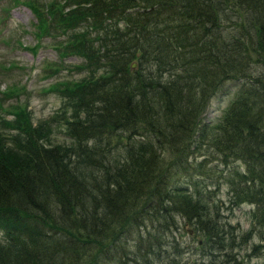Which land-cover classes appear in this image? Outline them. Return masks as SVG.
<instances>
[{"label": "trees", "instance_id": "16d2710c", "mask_svg": "<svg viewBox=\"0 0 264 264\" xmlns=\"http://www.w3.org/2000/svg\"><path fill=\"white\" fill-rule=\"evenodd\" d=\"M18 5L60 60L46 75L74 57L84 76L48 85L62 108L35 122L25 87L2 92L16 103L0 118V264H180L178 218L201 242L185 264H242L226 250L252 236L264 257V0H8L0 24ZM217 165L228 210L251 208L239 238L199 189Z\"/></svg>", "mask_w": 264, "mask_h": 264}, {"label": "rangeland", "instance_id": "374dc122", "mask_svg": "<svg viewBox=\"0 0 264 264\" xmlns=\"http://www.w3.org/2000/svg\"><path fill=\"white\" fill-rule=\"evenodd\" d=\"M7 2L8 0H2L0 8L6 6ZM11 8L12 10L8 11L4 21L0 24V63L7 64L11 62L15 67L7 72H0V104L3 110L0 109V118L9 119V116L4 113L7 111L6 107L16 103V97L6 98L2 92L11 85L16 87L23 86L25 87L24 95L18 94L19 96H17L21 103L28 102L32 112V120L35 122L48 118L62 108L63 101L59 96L44 91L47 86L60 81L78 80L84 76V73H79L72 69L73 65L79 63L77 58L67 57L62 60L64 69L59 70L55 76L46 75L49 74L50 70L43 68V66L50 67L52 64H58L60 60L50 47L44 46L47 40L43 38L38 40L33 36L35 29L30 24L32 23V17L26 8L21 5L11 6ZM0 15L2 17L5 16L1 11ZM16 40L19 41L20 47L16 45ZM2 41H6L7 44L4 45ZM36 43H42L43 45L35 47L33 52L29 51L28 49L34 47ZM220 87L210 99L203 114V121L206 124L208 122L212 123L213 119L215 120L219 117L237 91V84L233 81H227ZM51 140L54 143L69 142L61 126L53 129ZM201 155L204 154L201 153ZM227 169H230L229 166ZM237 169L240 170V167ZM214 174V176L209 177V180L208 177H205L202 184L199 185V189L204 194L207 193L209 195L208 202L217 206V212L221 214L223 221H227L232 227V235L239 238L248 227L247 213L251 208L244 205L228 210V193L226 184L225 182L223 183L222 175L224 174V169L221 165H217V170ZM192 181V178H188L187 181L185 179L182 180L189 187L188 190L192 188ZM176 226V230L170 235V240L173 239L182 251L181 254L175 257L176 261L180 264L190 263L191 261L198 262L195 247L199 246L201 242H197V237L191 236L188 224L182 219L178 218L176 220ZM225 231L230 232L228 229H225ZM255 242H257V238L252 236L244 242L240 250H236L233 247L232 250L227 249L226 251L228 253L231 251L232 253H239L238 259L242 264H264V257L250 254L251 244Z\"/></svg>", "mask_w": 264, "mask_h": 264}, {"label": "bare ground", "instance_id": "6f19581e", "mask_svg": "<svg viewBox=\"0 0 264 264\" xmlns=\"http://www.w3.org/2000/svg\"><path fill=\"white\" fill-rule=\"evenodd\" d=\"M240 11V10H239ZM221 88V87H220ZM210 95H212V94H210ZM187 102V101H186ZM200 102V101H199ZM199 102L197 103V105L199 104ZM195 103V102H194ZM232 104V103H231ZM234 104V103H233ZM186 106H189V105H186ZM196 106V105H195ZM197 107V106H196ZM209 107V106H208ZM216 107V106H215ZM212 108V107H211ZM217 108V107H216ZM227 108V107H226ZM230 108V107H229ZM200 110V109H199ZM199 110H198V112H199ZM224 110V109H223ZM229 110V109H228ZM208 111V110H207ZM225 111V110H224ZM197 112V113H198ZM216 112V111H215ZM195 113V112H194ZM223 113V112H222ZM196 114V113H195ZM211 114V113H210ZM214 114V113H213ZM212 114V115H213ZM214 116V115H213ZM224 116V115H223ZM186 118V117H185ZM200 118H201V116H200ZM204 118V117H203ZM214 120V119H213ZM219 120V119H218ZM222 122H223V120H222ZM228 165V164H227ZM225 167V166H224ZM246 169V168H245ZM234 170V169H233ZM247 171V170H246ZM230 172V171H229ZM231 175V174H230ZM235 175V174H234ZM237 176H238V174H237ZM232 178V177H231ZM233 179V178H232ZM214 242V241H213ZM254 242V241H253ZM258 247V246H257ZM260 248V247H259ZM241 249V248H240ZM248 249V248H247ZM256 251V250H255ZM216 252V251H215ZM212 254V253H211ZM251 256V255H250ZM225 257V256H224ZM225 260V259H224ZM220 261V260H219ZM220 263V262H219Z\"/></svg>", "mask_w": 264, "mask_h": 264}, {"label": "water", "instance_id": "95a60500", "mask_svg": "<svg viewBox=\"0 0 264 264\" xmlns=\"http://www.w3.org/2000/svg\"><path fill=\"white\" fill-rule=\"evenodd\" d=\"M135 67V65L134 64H131V68L133 69Z\"/></svg>", "mask_w": 264, "mask_h": 264}]
</instances>
